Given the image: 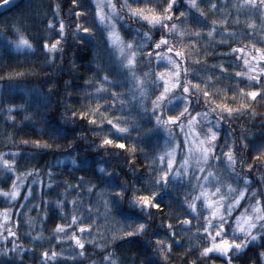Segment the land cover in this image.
Segmentation results:
<instances>
[{
  "label": "snow or ice",
  "instance_id": "obj_1",
  "mask_svg": "<svg viewBox=\"0 0 264 264\" xmlns=\"http://www.w3.org/2000/svg\"><path fill=\"white\" fill-rule=\"evenodd\" d=\"M62 3L35 34L27 20L0 27V50H39L51 68L71 23L94 65L82 84L64 81L59 123L41 107L55 80L8 103L17 78L35 70L4 73L0 114L13 127L0 140L13 147L0 150V264L25 248L37 264H177V242L182 264H241L249 249L245 264H264V136L232 127L264 106V0H71L67 22ZM25 121L32 127L18 134ZM55 141L66 150L36 166L42 150L61 148ZM79 141L89 151L77 153ZM135 237L143 255L117 249Z\"/></svg>",
  "mask_w": 264,
  "mask_h": 264
},
{
  "label": "trees",
  "instance_id": "obj_2",
  "mask_svg": "<svg viewBox=\"0 0 264 264\" xmlns=\"http://www.w3.org/2000/svg\"><path fill=\"white\" fill-rule=\"evenodd\" d=\"M229 0H224V2ZM57 2V0H17L13 6H11L8 10L0 13V27H8L13 21H21L24 20L29 21V32L31 34L37 33V31L43 30V25L46 23V20L42 21L41 17L44 16V14H47V16H52V10H51V4ZM71 4V0H63V3L61 5L60 10V19H64L67 21H72L73 17L75 16V6H73L72 14L69 15L66 9L69 8ZM126 15V14H125ZM213 15V13L210 12V17ZM214 15L219 16V12L214 13ZM230 27L232 25H229ZM243 25H241L242 27ZM75 31L73 25L71 23H67V35H66V41H65V50L63 56L60 54L56 55L57 63L52 65L50 68L48 65L44 63L46 60V57L43 55L42 52L37 50L36 53L32 55H20L16 53H7L3 50H0V77H4L3 80H0V89H3L5 87V81L8 79L4 73L7 72L10 68H17L20 67L24 68H32L34 69V73H29L23 77L17 78L19 80V84H17L12 91L10 92V97L7 102L8 103H19V99H15L16 97L20 96L19 89L21 87H32L33 85H36L40 88H43L44 91H48L47 84L48 82L55 80L57 83V90L53 93L52 100L48 102V106L44 107L41 106L46 113V119L48 123L57 122L59 123V112L61 105L59 103H53L59 101V95L63 94L64 92V81L70 80L71 84L74 86H78L83 83L84 78L86 74L93 71L94 65L90 62L91 61V48L88 46H82V41L80 40H73V37L71 35V32ZM203 51V48L201 49ZM209 51H213L212 49H209ZM219 49H216V52H219ZM211 59V58H209ZM69 61H72L76 68L73 69L69 65ZM62 65V67H61ZM36 101H33V104L35 105ZM257 108L258 115L254 119H250L248 117L240 116L239 120L236 122H232V127L236 129V131H239L238 123L239 122H245L246 127L249 131L253 133V137L256 139L261 138V136H264V118H262L259 113L264 112V106L262 105H255ZM33 108H29V111H33ZM13 115L19 119L20 116L23 115L22 112L14 111ZM13 127L12 121H7L3 114H0V135H6V129ZM32 127L30 121H25L21 125H18L16 130L18 134H23L24 132H27ZM224 132H227L228 126H223ZM223 135V133H222ZM69 139H72L71 136H69ZM55 143H59L61 145V148L57 150L55 147L53 149H46L42 150L39 156L37 157V160L33 161L36 163V166H40L44 164L45 159H55V153L57 151H64L66 150V146L64 142L62 141H55ZM5 147H13L11 143L5 144L3 140H0V150H2ZM77 153L82 151H89L87 148V145L84 143V141H79L78 147L75 149ZM142 162V161H141ZM249 162H252L249 160ZM60 175L64 177H68V173L61 170ZM76 175H79V173H76ZM129 179H132L131 176L128 177ZM3 205H0L2 207ZM17 208L21 207V205L17 204ZM33 214H35L33 212ZM53 216L56 215L55 210L51 213ZM19 214H14V219ZM22 219V217H20ZM87 222V221H85ZM26 228V226H24ZM39 227V224L37 225ZM45 231H48V228H45ZM158 231L163 232V228L158 229ZM19 236L21 239H23L25 242L28 241V236L26 232L22 229L19 233ZM0 243H4V241H0ZM56 246L59 247L60 242H55ZM139 246L141 249V255H143L144 250L148 247L145 245L144 241L140 237L125 239L123 241L117 240L116 241V247L119 251H123L127 253L129 250L135 251L136 246ZM181 251V247L179 242H177L175 249L173 250L172 256L173 260L177 261V264H182L181 258L179 256V253ZM92 249H89V253L91 254ZM252 249H249L247 252L243 254L241 257V264H245L246 258L251 254ZM91 258V255L90 257ZM12 260L11 257L7 258ZM61 261L64 260V257L58 258ZM83 259V258H81ZM150 259L154 260L159 264V258L156 256L150 257ZM17 261H20L21 264H29V261L32 262V264H37V258L34 251H30L29 249L25 248L24 252L20 253L19 257L15 258L13 260V264H16ZM169 264H172L170 261Z\"/></svg>",
  "mask_w": 264,
  "mask_h": 264
},
{
  "label": "water",
  "instance_id": "obj_3",
  "mask_svg": "<svg viewBox=\"0 0 264 264\" xmlns=\"http://www.w3.org/2000/svg\"><path fill=\"white\" fill-rule=\"evenodd\" d=\"M17 0H10V3L7 5H0V13L8 10Z\"/></svg>",
  "mask_w": 264,
  "mask_h": 264
},
{
  "label": "rangeland",
  "instance_id": "obj_4",
  "mask_svg": "<svg viewBox=\"0 0 264 264\" xmlns=\"http://www.w3.org/2000/svg\"><path fill=\"white\" fill-rule=\"evenodd\" d=\"M228 2H230V0H229V1H226V2H224V5L226 6ZM235 14H236V13H235V10H232V15H235ZM241 15L243 16V15H244V13H241Z\"/></svg>",
  "mask_w": 264,
  "mask_h": 264
}]
</instances>
